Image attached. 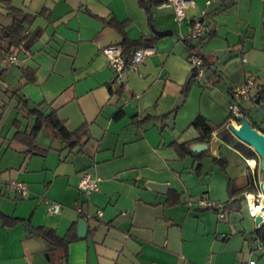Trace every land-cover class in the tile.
Listing matches in <instances>:
<instances>
[{"label":"crops","instance_id":"crops-1","mask_svg":"<svg viewBox=\"0 0 264 264\" xmlns=\"http://www.w3.org/2000/svg\"><path fill=\"white\" fill-rule=\"evenodd\" d=\"M9 2L32 15L24 26L38 34L26 52H14L15 62L0 64V96L3 88L17 89L0 116V264H264V241L257 247L254 225L240 214L246 203L239 194L248 185L254 189L249 192H258L261 183L258 172L246 170L248 157L222 140L218 129L200 150L191 149L200 141L189 145L190 153L174 147L198 135L191 124L197 113L224 122L227 88L246 76L253 84L238 102L249 107V119L264 132V102L254 96L264 81V0H185L180 21L172 4L159 3L150 7L151 23L137 0ZM5 13L0 0V25L9 20ZM99 17L123 21L129 38L157 36L142 46L150 53L135 69L124 70L121 83L113 81L102 52L120 34ZM195 17H203L206 32H212L195 47L209 67L182 93L191 66L180 37ZM154 29L169 32L157 35ZM23 68L33 78L20 84ZM18 97L25 107L53 110L67 129L83 125L87 136L70 150L42 126L35 137L41 151L25 152L9 140L14 118L19 128L33 121ZM83 169L98 177L87 196L77 187ZM11 180L24 183L26 192L17 194ZM170 191L177 201L168 202ZM229 197L241 202L222 207L221 217L198 203ZM50 200L60 203L57 213H47ZM2 215L19 220L7 223ZM78 217L86 221L80 236ZM72 224L77 237L62 257L36 230L47 226L63 236Z\"/></svg>","mask_w":264,"mask_h":264},{"label":"trees","instance_id":"trees-1","mask_svg":"<svg viewBox=\"0 0 264 264\" xmlns=\"http://www.w3.org/2000/svg\"><path fill=\"white\" fill-rule=\"evenodd\" d=\"M164 0H137L138 4L143 8L145 11L146 17L148 21L151 23V11L150 7L152 5H156L161 3ZM3 7L5 8V14L9 16V20L5 24L0 25V54L2 53H13L15 51L21 50L23 52L27 51V48L30 42L36 37L38 34L37 30H33L31 32L27 31L24 23H28L32 17L29 13L21 11L19 8L12 6L9 0H1ZM264 11V5H263ZM102 23L112 26L116 29V31L120 34L119 41L116 42L120 46L121 55L123 56L125 62H129L130 55L133 49L143 45H150L153 43L154 39L157 37L156 35H139L136 38H129L124 29V22L117 20L113 17H99ZM204 24V31L202 35L196 37L197 41L193 42V38H185L183 36L180 37L181 42L184 44L185 50L187 51L186 57L189 54H196L200 57V55L195 51V47L200 43L201 39L205 36H209L212 34L211 30L206 32L205 23L203 17H200ZM206 32V33H205ZM206 34L203 36V34ZM202 60V66L209 67V65L200 57ZM5 65H3V69L0 70V73L4 70ZM195 69H191V76L183 83L181 87L182 93H186L189 86L193 82V74ZM33 78L32 73L29 69L23 68L21 74L20 84L26 81H31ZM119 87V86H118ZM17 90V89H16ZM12 90L10 93H7V88L2 89V95L0 96V116L5 108L8 99L15 94L17 91ZM227 91L230 95L228 98V102L233 100L232 91L233 88L228 87ZM254 96L258 98V100H262L264 102V81L258 83L256 86V91ZM18 102L20 103V107L24 108L23 113L33 115V121L31 124L26 125L24 128H19V120L14 118L12 124L15 127V130L12 132L9 140H13L18 142L22 145L23 150L25 152H40L41 149L35 144V137L38 130L45 126L50 129L53 134L61 139L64 143V146L68 149H72L79 141L80 137L85 135V129L83 125L76 127L75 129H67L64 125L62 119H60L53 110H50L46 113L42 112L37 105H33L32 107L28 108L26 106V100L18 97ZM238 106L240 111L244 113V117L250 122L252 126L256 129L260 130L255 123L249 119V107L242 106L238 102ZM146 117L143 116L140 120H136L137 122H142ZM227 118V117H226ZM236 121L239 122V117L236 118ZM191 124L194 125L198 130V135L189 140H185L183 142H176L174 144L175 149L178 153H190L189 145L194 141L200 142H207L210 134L215 129H218V134L222 140L232 145L236 148L239 152H241L246 157H255L256 152L253 150L251 146L247 143L239 140L234 135H232L226 127H224L225 121L220 123H214L201 114L197 113L193 119L191 120ZM261 131V130H260ZM262 132V131H261ZM264 133V132H262ZM87 135H85L86 137ZM206 150L198 152L197 155L201 153H205ZM212 160L218 164H222L223 161L221 159H217L216 157H212ZM247 191H254L253 187L248 185ZM176 193V192H175ZM174 191H170L168 193V202H175L177 201V197ZM241 201L237 197L228 198L225 200L223 204V209H228L235 206L239 207V203ZM4 217V221L7 223H13L19 220L17 217ZM82 216V213L80 214ZM74 224L70 226V229L63 235L58 236L55 233V230L51 227L47 226H38L36 227L37 233L41 235L49 244V248L53 250H58L60 257L66 254V246L67 243L76 238L77 235L74 233L73 230ZM253 233L256 238L260 241H264V225H261L259 228H254Z\"/></svg>","mask_w":264,"mask_h":264},{"label":"built area","instance_id":"built-area-1","mask_svg":"<svg viewBox=\"0 0 264 264\" xmlns=\"http://www.w3.org/2000/svg\"><path fill=\"white\" fill-rule=\"evenodd\" d=\"M161 5L172 4L173 13L177 21H180L184 18V4L185 0H164L160 3ZM204 31V24L202 20L198 17L192 18L190 20L187 31L183 34L185 38H196L202 35ZM102 52L107 58L108 66L113 72V81L116 83H121L123 81V72L126 69H135L139 61L142 58L150 53V50L146 47H136L132 50L129 62H125L123 56L121 55V49L118 44H108L102 47ZM17 59L15 53H2L0 54V64H7L15 62ZM187 60L191 66V69H195L193 74V78H200V75L203 70L202 60L196 54H189ZM253 81L249 76L244 78V81L237 87L233 88L232 96L233 100L228 102L227 110L229 113V122L233 125H237L236 118L241 114L240 108L238 106V99L248 97V92L250 87L252 86ZM227 128V125H225ZM246 170L250 173H257L258 169L256 166L255 157L246 158ZM98 177L91 174L88 170H81L78 180L77 187L78 189L87 196L91 191L97 188ZM9 185L15 190V192L19 195H23L26 192V186L24 183L16 180L9 181ZM258 192H244V200L246 203L247 214L253 219L255 216H259V220L254 222V228H259L261 225H264V203L262 202V193L260 188L258 187ZM198 203L202 205H206L217 211L218 216H222V207L223 204L215 201L209 200L208 198L198 199ZM60 203L57 201H49L47 207V213L54 214L60 210ZM77 211L79 214L80 208L77 207ZM99 214V211L96 212ZM87 216V215H86ZM262 241L259 240L258 246H261ZM246 264H254V261L251 259L247 260Z\"/></svg>","mask_w":264,"mask_h":264},{"label":"water","instance_id":"water-1","mask_svg":"<svg viewBox=\"0 0 264 264\" xmlns=\"http://www.w3.org/2000/svg\"><path fill=\"white\" fill-rule=\"evenodd\" d=\"M169 30H161L154 29V33L157 35H162L164 33H168ZM217 55L221 53V51H216ZM2 66L0 65V70ZM191 76V73L188 75ZM257 101V98H255ZM227 128L235 135L239 140L247 143L249 146L253 148L256 154L259 156V167L258 173L261 179V183L259 185L260 191L263 195L262 202L264 203V133L260 130L256 129L254 126L250 124V122L244 117V113L241 112L239 115V122L237 125H233L232 123L227 124ZM206 144L204 142H196L191 145L192 150H200L204 148ZM240 200L244 198V193L241 192L238 196ZM259 220V216H255L254 222ZM27 230L31 233H34L35 230L32 227H28ZM86 230V221L82 217H78L77 219V235H83Z\"/></svg>","mask_w":264,"mask_h":264},{"label":"rangeland","instance_id":"rangeland-1","mask_svg":"<svg viewBox=\"0 0 264 264\" xmlns=\"http://www.w3.org/2000/svg\"><path fill=\"white\" fill-rule=\"evenodd\" d=\"M196 85H197V83L196 82H194ZM194 84V85H195ZM226 110H227V108H226ZM226 119H225V124L227 125L228 123H229V113H228V110L226 111ZM223 119V117H221V119L220 120H222ZM228 129V128H227ZM228 131L232 134V135H234L229 129H228ZM235 136V135H234ZM255 159H256V166H257V169H258V167H259V156L258 155H255ZM242 201V203L244 202V199H242L241 200ZM240 214H241V216H243L242 218H241V220L242 219H247L248 220V222H249V224H251V226H253L254 225V221H253V219L247 214V212H246V208L243 206L242 208H241V210H240Z\"/></svg>","mask_w":264,"mask_h":264}]
</instances>
